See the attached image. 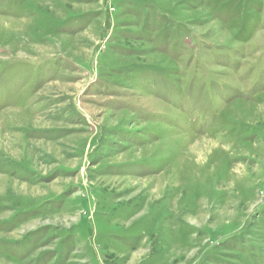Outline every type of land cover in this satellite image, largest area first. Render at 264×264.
Here are the masks:
<instances>
[{
  "label": "rangeland",
  "instance_id": "1",
  "mask_svg": "<svg viewBox=\"0 0 264 264\" xmlns=\"http://www.w3.org/2000/svg\"><path fill=\"white\" fill-rule=\"evenodd\" d=\"M0 264H264V0H0Z\"/></svg>",
  "mask_w": 264,
  "mask_h": 264
}]
</instances>
